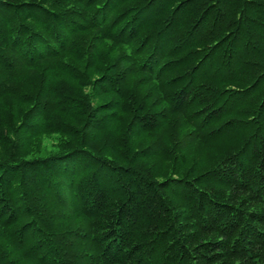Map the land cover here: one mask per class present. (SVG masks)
I'll use <instances>...</instances> for the list:
<instances>
[{
  "label": "trees",
  "instance_id": "obj_1",
  "mask_svg": "<svg viewBox=\"0 0 264 264\" xmlns=\"http://www.w3.org/2000/svg\"><path fill=\"white\" fill-rule=\"evenodd\" d=\"M0 264H264V0H0Z\"/></svg>",
  "mask_w": 264,
  "mask_h": 264
}]
</instances>
